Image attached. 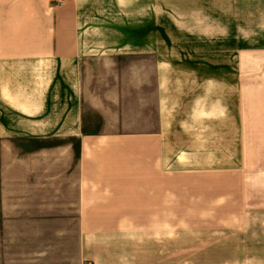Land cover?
<instances>
[{
    "label": "crops",
    "instance_id": "1",
    "mask_svg": "<svg viewBox=\"0 0 264 264\" xmlns=\"http://www.w3.org/2000/svg\"><path fill=\"white\" fill-rule=\"evenodd\" d=\"M56 1L0 0V264H264V0L252 44L242 0ZM250 46L263 204L201 232L195 254L171 216L175 175L252 152ZM214 50L238 73L172 74L174 53L215 65ZM222 89L236 110L219 111Z\"/></svg>",
    "mask_w": 264,
    "mask_h": 264
},
{
    "label": "rangeland",
    "instance_id": "2",
    "mask_svg": "<svg viewBox=\"0 0 264 264\" xmlns=\"http://www.w3.org/2000/svg\"><path fill=\"white\" fill-rule=\"evenodd\" d=\"M56 1V0H55ZM96 5L105 7L110 0H92ZM58 2V1H56ZM242 11L245 35L250 37L247 43L252 44V26L250 0H242ZM254 46L246 47V64L240 65V70L246 74L245 93L243 103L247 106L246 119L249 120L251 142V153H247V159L240 161H229L224 159L220 162L221 171H212V162L204 165H196V170L189 174H176L174 179L176 211L171 216L176 218L178 236L193 235L194 242L198 241L195 247V254H203L200 244V236L203 231H216V229L231 226L234 217L240 215V206L262 205V151H260V110L259 90L257 89V63L254 61ZM215 65H203V59L185 60L182 55L185 53H174L176 67L172 74L176 76L199 75L201 78L207 75H214L217 80L238 73V64H222V50L211 51ZM181 59V60H179ZM197 60V61H195ZM191 63V65H190ZM100 65L97 64V68ZM188 66V67H187ZM217 106L219 111L236 110L240 97L232 89L218 90ZM133 113V112H132ZM131 116V112H129ZM226 114L219 112V121L223 122ZM98 121H94L97 126ZM195 165V164H193ZM192 165V166H193ZM206 167L203 169L202 167ZM240 205V206H238ZM180 242H186L180 237ZM181 247V245H179ZM217 253V252H214ZM218 257L205 259L198 257L193 260L180 261L181 264H218Z\"/></svg>",
    "mask_w": 264,
    "mask_h": 264
}]
</instances>
